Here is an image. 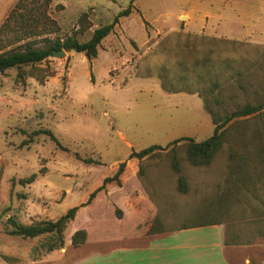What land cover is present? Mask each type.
I'll return each instance as SVG.
<instances>
[{"label": "rangeland", "instance_id": "rangeland-1", "mask_svg": "<svg viewBox=\"0 0 264 264\" xmlns=\"http://www.w3.org/2000/svg\"><path fill=\"white\" fill-rule=\"evenodd\" d=\"M130 1L0 0V53L68 37L87 41ZM131 5L94 57L63 49V56L0 71V264L127 253L115 248L129 245L122 237H136L138 215L125 205L133 188L144 192L166 232L228 220L248 232L255 255L264 249V224L257 227L264 220V0ZM245 105L260 109L225 126L209 165L187 160L186 140L171 144L206 139L215 126L211 113L222 117ZM154 144L162 149L129 158ZM124 160L121 183L105 184L87 202ZM241 164L247 168L237 169ZM74 206L60 248L46 250L51 233L9 232L12 221L55 222ZM80 230L86 237L75 244Z\"/></svg>", "mask_w": 264, "mask_h": 264}, {"label": "crops", "instance_id": "crops-1", "mask_svg": "<svg viewBox=\"0 0 264 264\" xmlns=\"http://www.w3.org/2000/svg\"><path fill=\"white\" fill-rule=\"evenodd\" d=\"M138 189L143 197L142 207L140 212H135L138 219L132 222L135 225L141 221L147 222L136 237L120 239L129 245L115 249L127 253L74 257L66 260L67 264H264V249L260 248L259 256L255 255L256 250L253 251L251 243L245 240L248 232L228 220L198 222L169 232H166L163 225H158L157 227L162 230L155 229L152 233L149 232L153 227L154 218L158 216L155 210L148 206L144 192ZM132 190L125 200V205L133 212L134 210L127 204ZM261 224H264L263 219L257 222V227ZM133 238L142 239L134 241L131 240ZM261 245H264L263 240ZM58 257L64 258L66 255ZM52 258H57V255ZM51 259H46L45 262L55 260Z\"/></svg>", "mask_w": 264, "mask_h": 264}, {"label": "trees", "instance_id": "trees-1", "mask_svg": "<svg viewBox=\"0 0 264 264\" xmlns=\"http://www.w3.org/2000/svg\"><path fill=\"white\" fill-rule=\"evenodd\" d=\"M132 2L133 0L130 1V4L125 9L119 11L110 23L104 24L94 29L91 34V37L87 41L79 42L78 40L72 37H68L64 41H54L48 47L34 48L26 44L22 49L13 50L8 53H0V71L6 70L11 67L20 66L23 64H33L40 62L46 59L47 57L51 56L53 51L60 49L73 50L75 52H83L88 57H94L97 53V47L99 46L100 42L111 32L115 24L118 22V19L122 16H127L130 14L132 9ZM259 109L260 106L245 105L240 109L226 113L222 117H215V115L211 113L212 120L215 126L212 134L209 137L198 142L194 141L190 137H180L173 140L171 144H176L179 141L186 140L188 142L187 160L194 166H207L212 162L214 154L222 147L225 142V126L232 120L253 114ZM156 149H162V147L160 145L154 144L140 151L131 152L129 154V158L136 157L138 160H140L152 154ZM125 167L126 161L124 160L119 163L118 169L113 175L106 176L103 179L102 184L90 193L87 202H89L97 192L102 190L105 184L109 182H116L117 184H120V177L125 171ZM173 167L175 171H180V167L176 161L173 163ZM236 168L239 170H244L247 167L246 165L241 164L236 165ZM139 171H141V167H139ZM27 180L32 181L33 176ZM179 187L180 191L182 192H185L187 190L186 181L182 177L179 178ZM142 200L143 197L140 190L138 188H133V190L131 191V196L127 200V204L135 212H140L142 207ZM76 210V206L71 207L63 216H61L55 222L42 221L36 224L24 225L12 221L13 228L9 232L12 235H18L22 237H36L43 233H51V237H53V240L46 245V250L49 252L62 246L64 228L67 222L74 217ZM153 221V227L149 229V232L152 233V231L155 229L162 230V228L157 227L158 225H161L159 217H155ZM146 222L147 221L145 220L139 222V224H136L134 234H140L141 230H143L144 226L146 225ZM78 236H81L80 241L77 240ZM85 237L86 233L80 230L72 235L71 240L73 243L77 244L81 242V240H84Z\"/></svg>", "mask_w": 264, "mask_h": 264}, {"label": "water", "instance_id": "water-1", "mask_svg": "<svg viewBox=\"0 0 264 264\" xmlns=\"http://www.w3.org/2000/svg\"><path fill=\"white\" fill-rule=\"evenodd\" d=\"M65 54V51L63 49L56 50L52 52L53 56H63Z\"/></svg>", "mask_w": 264, "mask_h": 264}]
</instances>
